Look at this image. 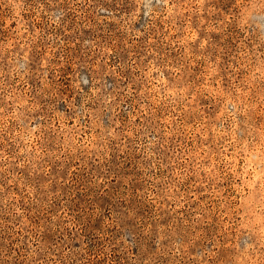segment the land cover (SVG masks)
I'll list each match as a JSON object with an SVG mask.
<instances>
[{
    "label": "rangeland",
    "instance_id": "obj_1",
    "mask_svg": "<svg viewBox=\"0 0 264 264\" xmlns=\"http://www.w3.org/2000/svg\"><path fill=\"white\" fill-rule=\"evenodd\" d=\"M0 264H264V0H0Z\"/></svg>",
    "mask_w": 264,
    "mask_h": 264
}]
</instances>
